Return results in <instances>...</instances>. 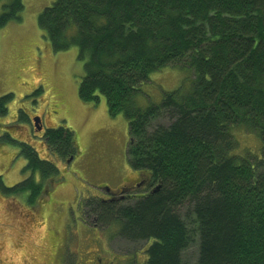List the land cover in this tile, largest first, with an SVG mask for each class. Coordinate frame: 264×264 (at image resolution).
<instances>
[{"label": "trees", "instance_id": "trees-1", "mask_svg": "<svg viewBox=\"0 0 264 264\" xmlns=\"http://www.w3.org/2000/svg\"><path fill=\"white\" fill-rule=\"evenodd\" d=\"M24 9L23 0L3 6L0 38ZM38 26L55 53L76 49L81 101L104 97L109 115L127 120L130 168L150 176L145 193L125 198L129 205L88 200L95 225L147 243L143 264H185L196 239L198 264H264V0H55ZM167 67L191 69L189 87L141 107L152 75ZM12 97H0V119ZM237 127L259 135L260 157L241 154ZM45 137L55 158L75 157L71 129ZM3 138L28 163L27 177L13 187L0 178V191L38 204L59 169L31 144Z\"/></svg>", "mask_w": 264, "mask_h": 264}, {"label": "rangeland", "instance_id": "rangeland-1", "mask_svg": "<svg viewBox=\"0 0 264 264\" xmlns=\"http://www.w3.org/2000/svg\"><path fill=\"white\" fill-rule=\"evenodd\" d=\"M10 1L0 0V13ZM53 2L23 0L22 22L1 30L0 97H13L8 115L0 119V137L9 133L15 141L31 144L39 158L54 163L60 174L51 179L52 184L48 181L50 194L42 195L36 205L30 203L28 193L13 196L0 192V264H143L147 243L123 239L116 227L96 226L95 215L85 206L92 199L116 200L109 198L106 189L119 193L136 178L135 185L139 174L146 179L135 191L141 195L150 176L130 168L127 120L121 115L111 117L104 97L96 105L81 101L79 84L84 68L76 49L55 53L43 37L38 16ZM193 78L191 69L177 67L153 74L140 106L159 104L165 93L183 83L189 87ZM36 118H41L46 129L65 126L74 132L78 149L69 165L55 158L44 133L34 130ZM232 134L241 154L260 157L263 145L257 133L237 127ZM4 140L0 139V178L13 187L27 177L24 167L28 161L18 146ZM34 176L40 182L42 177ZM118 198L122 207L132 203ZM198 257L196 239L183 261L198 264Z\"/></svg>", "mask_w": 264, "mask_h": 264}, {"label": "flooded vegetation", "instance_id": "flooded-vegetation-1", "mask_svg": "<svg viewBox=\"0 0 264 264\" xmlns=\"http://www.w3.org/2000/svg\"><path fill=\"white\" fill-rule=\"evenodd\" d=\"M41 119V118H40ZM11 127H13L12 125H11ZM54 128V127H53ZM53 128H49V129H46L45 128V126H44V124H42V121H41V124H40V127L39 128H36L35 126H34V130L38 133V132H40V133H44V136H43V139H45V136H46V133H47V131H49V130H51V129H53ZM22 144V143H21ZM69 162L70 161H67L66 163H68V165H69ZM145 180L146 179H144L143 178V176H141V175H139V178L137 179V182H136V184L135 185H133L134 184V182H133V186L132 185H130V186H126V187H124V188H122V189H120V191H119V193H112V194H109V198H111V197H116V196H120V197H122V195H125L124 196V199L126 198L127 199V197H130V196H132L133 194H135V191L137 190V188H139L141 185H143L144 183H145ZM132 186V187H131ZM130 187V188H129ZM147 188V187H146ZM132 189V190H131ZM1 192V191H0ZM50 194V191L48 190V191H45L44 192V194L43 195H45V196H47V195H49Z\"/></svg>", "mask_w": 264, "mask_h": 264}, {"label": "water", "instance_id": "water-1", "mask_svg": "<svg viewBox=\"0 0 264 264\" xmlns=\"http://www.w3.org/2000/svg\"><path fill=\"white\" fill-rule=\"evenodd\" d=\"M40 124H41V119H40V118H36V119L34 120V125H35V127H36V128H39V127H40ZM158 189H159V187H158L157 189H155V190L153 191V193H156ZM107 192L111 193V190H110V189H107Z\"/></svg>", "mask_w": 264, "mask_h": 264}]
</instances>
